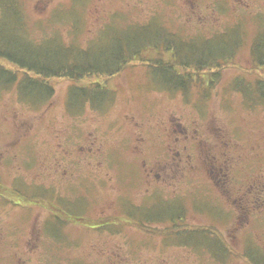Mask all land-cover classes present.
Listing matches in <instances>:
<instances>
[{"label":"rangeland","instance_id":"rangeland-1","mask_svg":"<svg viewBox=\"0 0 264 264\" xmlns=\"http://www.w3.org/2000/svg\"><path fill=\"white\" fill-rule=\"evenodd\" d=\"M1 4L15 5L34 40L85 45L157 19L183 38L206 37L199 45L239 43L185 91L159 88L146 65L129 64L108 79L106 106L88 101L77 114L64 107L67 79H51L38 107L18 98L17 82L1 87L0 264H248L236 255L246 244L264 252L263 68L251 56L264 0H1L9 17ZM70 209L77 219L60 226ZM84 217L120 222L97 230ZM184 225L213 226L231 257L192 246L199 234Z\"/></svg>","mask_w":264,"mask_h":264},{"label":"trees","instance_id":"trees-1","mask_svg":"<svg viewBox=\"0 0 264 264\" xmlns=\"http://www.w3.org/2000/svg\"><path fill=\"white\" fill-rule=\"evenodd\" d=\"M1 6L6 10L5 13H10V16L0 15V59L4 61L0 63V88L9 87L17 82L18 98L30 106L38 107L53 93L51 79H67L70 84L64 107L72 114L82 113L88 101L91 106H106L110 99L109 95H112V90L106 86L108 79L129 64L146 65L151 79L159 88L185 91L192 83L193 76H198L199 81L203 82L205 75L227 64L234 52V45L239 43L235 36L233 41L231 40L232 45L225 49L220 46L210 48L205 44L199 45L196 40L206 37L198 35L196 38H183L165 31L160 27L161 24L157 19L144 23H127L119 30L110 28L106 35L99 34V31L94 38L100 37L97 40L91 38L85 45L75 42V39L64 42L57 34L34 40L23 35L21 29L24 28V15L15 9V5L1 4ZM262 34L254 39L251 47V56L256 68H263L262 73L258 74L260 78L256 79L260 94L257 100L264 98V35ZM228 37V34H222L220 38ZM150 53H157L160 56L152 58ZM208 80L207 82L213 81V79ZM97 95L104 97L102 100L96 99ZM249 97L250 103L255 104L256 98L250 95ZM45 194L46 191L43 192V195ZM43 205L52 208L48 203ZM87 206L88 204L85 208ZM71 211L70 209L56 216L60 226L63 222L77 219L70 216ZM176 218L181 220V215H176ZM82 220L89 221L88 225H92L97 230L104 221L109 222L102 225L110 226L120 222L112 219L82 218ZM183 228H186L188 233L194 232V237L199 234L197 239L192 237L194 240L192 246L222 252V255H215L216 257L223 256L227 259L231 257V248L213 226L184 225ZM203 235L209 238H204ZM254 248L246 244L243 252L236 253L237 258L245 260L248 264H264V252H256Z\"/></svg>","mask_w":264,"mask_h":264}]
</instances>
